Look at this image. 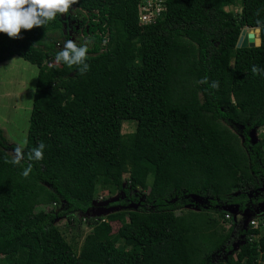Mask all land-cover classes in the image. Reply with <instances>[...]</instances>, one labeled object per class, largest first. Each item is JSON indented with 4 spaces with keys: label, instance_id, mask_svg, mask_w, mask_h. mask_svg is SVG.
<instances>
[{
    "label": "trees",
    "instance_id": "16d2710c",
    "mask_svg": "<svg viewBox=\"0 0 264 264\" xmlns=\"http://www.w3.org/2000/svg\"><path fill=\"white\" fill-rule=\"evenodd\" d=\"M137 1L76 0L20 39L0 33V63L38 68L20 164L0 128V264H264V229L242 230L222 209L264 202V135H249L264 126V0H167L150 25ZM67 17L87 38L83 74L55 61ZM243 28L259 29V46L236 47ZM40 142L43 159L29 161ZM99 190L123 193L107 205L121 208L79 219L91 230L77 248L56 219L85 213ZM191 194L197 210H185Z\"/></svg>",
    "mask_w": 264,
    "mask_h": 264
},
{
    "label": "rangeland",
    "instance_id": "374dc122",
    "mask_svg": "<svg viewBox=\"0 0 264 264\" xmlns=\"http://www.w3.org/2000/svg\"><path fill=\"white\" fill-rule=\"evenodd\" d=\"M228 9L236 13L239 11V6L235 5V7H228ZM255 36V42L257 44L259 42L258 33H255ZM72 40L76 44H88L87 38L82 33L76 35ZM37 73L38 68L36 65L31 64L19 56H14L0 63V128H2L3 134L9 143L21 148H23L27 139ZM228 126L234 132L239 133V127L233 124H229ZM133 127L134 124L132 121L124 120L122 123L123 133L131 132ZM262 135H264V126L256 128L254 137L258 139ZM11 155L15 156L12 152ZM101 197H107L106 190L98 191V199ZM113 197H124V194L118 192ZM261 208H264V206L260 207V205H258L254 209V213H250V215L254 214L253 216L259 223L258 227L261 226L264 229V209ZM114 209V211L117 210L116 208ZM188 209L197 210V208L185 206V210ZM177 213L179 212L177 211ZM106 215H108V213H104L102 217ZM69 217L63 216L58 218L55 223L65 239L78 248L91 228L85 223L79 222V219L82 218L81 215L74 214L72 216L69 215ZM84 217L86 216L83 215V218ZM109 223L113 232L120 226L119 221H110ZM225 226L228 227L229 224L225 223ZM117 245H120V243Z\"/></svg>",
    "mask_w": 264,
    "mask_h": 264
},
{
    "label": "clouds",
    "instance_id": "9594fccd",
    "mask_svg": "<svg viewBox=\"0 0 264 264\" xmlns=\"http://www.w3.org/2000/svg\"><path fill=\"white\" fill-rule=\"evenodd\" d=\"M74 3L76 0H0V33L7 35L10 39H20L22 30L28 31L34 27L44 26L54 20L58 14H66ZM256 23L259 25L261 22L257 20ZM88 51L86 44L78 46L73 40H67L63 48L57 52L55 61L56 63L62 62L69 67L78 66L80 74H83L89 68L86 63ZM261 71L255 65L252 67L254 74ZM198 83L207 84L208 78L205 76ZM210 87L218 89L219 82L213 81ZM44 147V143L40 142L37 147L29 151L27 159L41 161ZM14 151V159L10 162L18 165L24 159V153L19 146ZM31 171L32 164L29 163L22 172V176L28 177Z\"/></svg>",
    "mask_w": 264,
    "mask_h": 264
},
{
    "label": "water",
    "instance_id": "95a60500",
    "mask_svg": "<svg viewBox=\"0 0 264 264\" xmlns=\"http://www.w3.org/2000/svg\"><path fill=\"white\" fill-rule=\"evenodd\" d=\"M259 31L251 30V29H247V28H243L241 30V33L237 39L236 42V47H241V48H245V47H253V46H257L260 44V39H258V44H256L255 42V33H258ZM255 131L256 128L252 129L251 132L249 133L251 139L253 142H257V138L254 137L255 136ZM193 203H190L186 206L188 207H194L197 208V205H194V203H198V202H202V197L198 196V195H194L191 194L190 195ZM120 198L123 197H109V198H105V199H94L92 201V206L86 210L85 213L83 214H79L81 216L85 215L86 217H98V216H102L104 213H112L114 212V208H116L117 210L120 209V206H107L109 203L116 201ZM264 206V202L262 203ZM137 204H131V206L136 207ZM194 205V206H193ZM261 207V206H260ZM222 209L225 212H229L232 216L233 222L236 224L238 223L240 228L242 230H246L247 229V223L249 221V219L251 218L250 212L248 209L242 211V212H238L237 206H223ZM264 209V208H261ZM239 218V220H238ZM245 243V235L244 234H240L239 238L237 241H235L233 243V247L232 250L236 251L242 244Z\"/></svg>",
    "mask_w": 264,
    "mask_h": 264
},
{
    "label": "built area",
    "instance_id": "2783aa9c",
    "mask_svg": "<svg viewBox=\"0 0 264 264\" xmlns=\"http://www.w3.org/2000/svg\"><path fill=\"white\" fill-rule=\"evenodd\" d=\"M167 9V0H138L137 1V20L140 24L150 25L156 23ZM103 199V197H101ZM100 198V199H101ZM231 214L226 212L225 218L231 219ZM258 220L250 218L247 223V228H257ZM253 239V235L250 240ZM260 262V260L258 261Z\"/></svg>",
    "mask_w": 264,
    "mask_h": 264
},
{
    "label": "flooded vegetation",
    "instance_id": "af4514ba",
    "mask_svg": "<svg viewBox=\"0 0 264 264\" xmlns=\"http://www.w3.org/2000/svg\"><path fill=\"white\" fill-rule=\"evenodd\" d=\"M76 22L77 21L74 18L71 19L70 17H67V24L68 26H70V30H69L70 40H72L76 35L82 33V28H81L82 26H79L78 24H76L75 28H71V26L74 25ZM64 32H65V27H64ZM260 191H264V188H261ZM256 192L258 191H255L254 194H256ZM262 203L263 201L259 203V205L262 206L263 205ZM232 237H233L232 241L237 239L238 237L237 230L233 231Z\"/></svg>",
    "mask_w": 264,
    "mask_h": 264
},
{
    "label": "crops",
    "instance_id": "0c3cea01",
    "mask_svg": "<svg viewBox=\"0 0 264 264\" xmlns=\"http://www.w3.org/2000/svg\"><path fill=\"white\" fill-rule=\"evenodd\" d=\"M256 31H257V29H255ZM259 31V30H258ZM258 35H259V32H258ZM258 39H259V36H258ZM232 218V217H231ZM251 218H254V219H256L253 215H251ZM238 220H239V218H238ZM233 224L235 225V226H238L239 224L238 223H234L233 222ZM259 237V235L258 234H254L253 235V239H257Z\"/></svg>",
    "mask_w": 264,
    "mask_h": 264
},
{
    "label": "bare ground",
    "instance_id": "6f19581e",
    "mask_svg": "<svg viewBox=\"0 0 264 264\" xmlns=\"http://www.w3.org/2000/svg\"><path fill=\"white\" fill-rule=\"evenodd\" d=\"M258 44V43H257Z\"/></svg>",
    "mask_w": 264,
    "mask_h": 264
}]
</instances>
